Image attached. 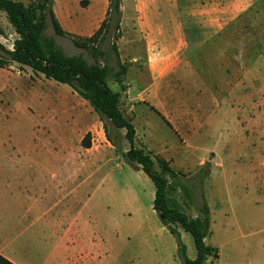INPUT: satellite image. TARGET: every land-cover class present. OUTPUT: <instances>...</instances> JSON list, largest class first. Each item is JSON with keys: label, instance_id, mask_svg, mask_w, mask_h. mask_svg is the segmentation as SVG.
Returning a JSON list of instances; mask_svg holds the SVG:
<instances>
[{"label": "rangeland", "instance_id": "rangeland-1", "mask_svg": "<svg viewBox=\"0 0 264 264\" xmlns=\"http://www.w3.org/2000/svg\"><path fill=\"white\" fill-rule=\"evenodd\" d=\"M20 1L29 5L38 0ZM136 2L121 0L119 29L111 26L103 32L107 38L100 42V48L108 52L107 62L115 68L111 42L117 44L119 57L128 67L123 81L130 89V98L161 107L170 99L193 97L209 104L214 98L228 95L230 91L217 85L215 70L199 67L195 75H190V60L180 64L181 75L163 79L161 84L166 91H141L149 81L144 45L130 29L137 22L130 9ZM107 6L108 0H53L51 4L62 28L79 37L89 36L97 29ZM236 10L234 21L224 34L243 36L244 68L251 58L255 61L258 57L254 62L257 91L243 93L248 98L252 95V106L244 102L200 109L210 119H203L206 123L194 137L188 134L185 140L156 114L142 110L143 104L136 105L132 119L138 134L144 133L146 143L153 152H160L158 156L166 159L174 172L164 174L168 205L190 218L200 214L202 204L208 208L209 232L204 241L215 251L203 264H264V0H244ZM0 29V42L11 49L16 34L3 12ZM43 33L53 37L64 53L94 62L90 53L75 47L69 37L55 35L49 19ZM96 59L102 63V58ZM190 78L191 84H196L195 92H190ZM176 79L180 85H175V92L171 93ZM108 84L112 90L120 91V101H125L118 83L109 78ZM123 106L126 107L125 102ZM110 131L118 147L110 146L90 159L91 152L109 146L102 122L88 102L68 85L45 78L27 66L11 62L8 67H0V165L68 167L58 173L66 176L59 190L76 188L68 199L67 205L72 209L67 214L81 208L82 220L93 223L100 252L96 264H182L177 257L176 237L152 209V181L121 155L128 146L121 134L124 129L115 131L110 125ZM86 132L90 133L91 145L93 141L90 151L80 144ZM181 133L186 136L185 131ZM159 139L170 144L166 151H157ZM153 169L160 172L157 162ZM59 190L54 187L51 197L61 194ZM177 229L187 256L194 258L192 236Z\"/></svg>", "mask_w": 264, "mask_h": 264}, {"label": "crops", "instance_id": "crops-1", "mask_svg": "<svg viewBox=\"0 0 264 264\" xmlns=\"http://www.w3.org/2000/svg\"><path fill=\"white\" fill-rule=\"evenodd\" d=\"M215 1L210 3L208 0H200L194 3L192 0H138L132 4L130 9L136 14L137 22L130 29L144 45L149 81L147 86L140 88L142 92L148 89H153L158 94L166 91L161 84L163 79L172 74L181 75L178 69L185 60H190V75H195L199 67L215 70L213 75L217 85L230 92L224 97L214 98L209 104L193 97L190 100L170 99L163 102L161 109L152 102L130 98V89L124 84L126 89L122 91V97L126 99L119 100V108L131 122L136 105L143 104L142 110L156 114L178 137L185 140L188 134L190 138L194 137L206 123L203 119H210L200 109L221 104L232 107L234 104L243 105L244 102L252 106V95L248 98L243 93L257 91L254 75L258 71H254V62L258 57L255 61L251 58L244 68L243 36L228 37L224 34L228 24L234 21L238 4L244 0ZM200 59L203 66L199 64ZM177 85H180L178 79L176 84L171 85V93L175 92ZM195 87L196 84H191L190 78V92H195ZM134 129L136 144L151 155L158 156L160 152H153L144 133L140 135L135 126ZM181 130L185 131L186 136ZM121 134L124 136V133ZM157 141V151H166L170 145L167 141ZM92 146L93 141L92 145L90 142V147L83 148L90 151ZM108 146V149L106 147L98 152H91L90 159L109 150L112 145L108 142ZM127 148L128 146L124 151ZM65 168L68 167L42 164L0 165V256L9 263L98 262V235L93 223L82 220L81 208L67 214L68 209H72L67 205L68 199L76 188L70 186L59 190L64 185L66 176L58 173ZM54 187L62 193L52 198L50 194Z\"/></svg>", "mask_w": 264, "mask_h": 264}, {"label": "trees", "instance_id": "trees-1", "mask_svg": "<svg viewBox=\"0 0 264 264\" xmlns=\"http://www.w3.org/2000/svg\"><path fill=\"white\" fill-rule=\"evenodd\" d=\"M52 1L38 0L34 4L25 5L20 0H0V12L5 14L16 34L11 49L0 42V67H8L14 62L19 67L27 66L32 71L41 73L45 78L71 87L97 113L102 122L104 135L112 146L118 147V142L110 131V125L115 131L124 129L128 148L121 152V155L131 165L142 170L152 181L154 185L152 209L159 217L163 215L162 224L176 237L177 257L182 264H203L215 251L214 247L204 241L209 232L206 204H202L200 214L194 218L168 205L166 199L168 182L164 174L174 175V172L167 160L151 155L149 151L136 144L134 125L119 108L120 91L112 90L108 84L109 78H112L122 91L126 89L123 76L127 73L128 67L119 57L117 44L115 41L111 42L116 68L107 62L108 52L100 48L101 40L107 38L103 32H108L111 26L114 30L119 29L121 0H108L106 16L98 28L86 37L73 35L62 28L51 8ZM47 19L50 20L55 35L69 37L75 47L90 53L95 59L94 62L88 63L81 55L64 53L55 44L53 37L44 35ZM117 38L118 35L114 36L115 40ZM96 57L102 58V63ZM80 144L84 148L90 147L89 132L82 136ZM154 162H157L160 172L153 169ZM177 227L192 236L196 250L194 258L187 256L186 247L180 240ZM0 264L11 263L0 256Z\"/></svg>", "mask_w": 264, "mask_h": 264}, {"label": "water", "instance_id": "water-1", "mask_svg": "<svg viewBox=\"0 0 264 264\" xmlns=\"http://www.w3.org/2000/svg\"><path fill=\"white\" fill-rule=\"evenodd\" d=\"M160 219H163V215L160 216Z\"/></svg>", "mask_w": 264, "mask_h": 264}]
</instances>
